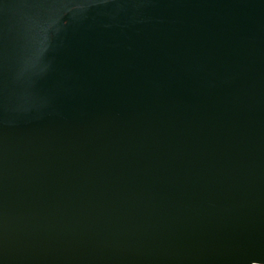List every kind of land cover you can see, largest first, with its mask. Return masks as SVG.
Segmentation results:
<instances>
[{
	"label": "water",
	"instance_id": "obj_1",
	"mask_svg": "<svg viewBox=\"0 0 264 264\" xmlns=\"http://www.w3.org/2000/svg\"><path fill=\"white\" fill-rule=\"evenodd\" d=\"M0 264H264V0H0Z\"/></svg>",
	"mask_w": 264,
	"mask_h": 264
}]
</instances>
